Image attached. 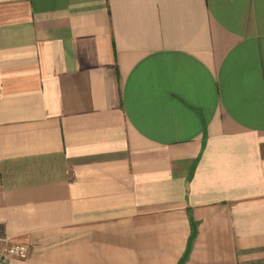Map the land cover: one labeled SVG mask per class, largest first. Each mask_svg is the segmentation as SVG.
<instances>
[{
    "label": "crops",
    "instance_id": "0c3cea01",
    "mask_svg": "<svg viewBox=\"0 0 264 264\" xmlns=\"http://www.w3.org/2000/svg\"><path fill=\"white\" fill-rule=\"evenodd\" d=\"M3 264H264V0H0Z\"/></svg>",
    "mask_w": 264,
    "mask_h": 264
},
{
    "label": "built area",
    "instance_id": "2783aa9c",
    "mask_svg": "<svg viewBox=\"0 0 264 264\" xmlns=\"http://www.w3.org/2000/svg\"><path fill=\"white\" fill-rule=\"evenodd\" d=\"M15 252V248L12 246L4 248V250L0 253V264H3L6 262L9 255L13 254Z\"/></svg>",
    "mask_w": 264,
    "mask_h": 264
}]
</instances>
